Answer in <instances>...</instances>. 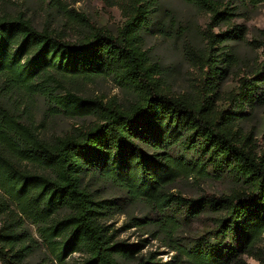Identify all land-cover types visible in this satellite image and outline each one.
Here are the masks:
<instances>
[{
	"label": "trees",
	"instance_id": "16d2710c",
	"mask_svg": "<svg viewBox=\"0 0 264 264\" xmlns=\"http://www.w3.org/2000/svg\"><path fill=\"white\" fill-rule=\"evenodd\" d=\"M115 1L125 16L116 35L91 26L75 40L38 30L21 14H0V264H122L139 251L110 232L106 221L122 205L96 198L83 185L87 175L144 203L167 246L192 264H248L244 254L264 264L256 245L264 232V154L256 156L233 130L244 105L264 99V56L226 94L232 108L218 109V58L224 42L245 39V31L231 22L234 7L192 0L209 13L207 44L186 46L184 55L210 76L198 78L189 95L171 94L160 83L159 64L142 50V28L156 0ZM221 22L230 26L213 33ZM99 75L129 88L136 101L124 108L71 88L78 77ZM14 96L35 98L50 116L94 120L49 141L22 118ZM182 176L229 177L236 187L186 197L172 190ZM202 215L210 216V230L173 237ZM135 264L170 263L145 258Z\"/></svg>",
	"mask_w": 264,
	"mask_h": 264
},
{
	"label": "rangeland",
	"instance_id": "374dc122",
	"mask_svg": "<svg viewBox=\"0 0 264 264\" xmlns=\"http://www.w3.org/2000/svg\"><path fill=\"white\" fill-rule=\"evenodd\" d=\"M220 8L234 7L231 22L242 25L245 39L232 38L224 42L225 47L217 62L214 96L218 109L232 108L226 94L239 84L240 77H250L258 62L264 56V0H212ZM21 14L38 30L44 28L61 32L68 40H75L88 33L91 26L107 30L116 35L125 21V16L115 0H0V14ZM209 22V13L196 7L192 0H156L147 27L142 28V50L150 62L161 68L160 83L174 95H189L193 84L202 76H210L208 69L193 66L184 55V47L203 49L207 42L204 30ZM230 25L221 22L211 28L213 33L225 31ZM70 86V85H68ZM75 93L103 102L115 100L122 107L136 101V94L129 88L118 85L109 75L90 78L78 77L71 86ZM12 105L23 119L35 125L39 136L53 141L70 132L75 126L91 123V116L74 118L62 115L50 116L41 109L36 99L25 102L23 98L12 97ZM245 114L235 116L233 130L247 138L249 147L256 156L264 154V99L255 105H244ZM83 185L96 198H112L122 205L121 212L108 218L110 232L115 239L140 245L139 251L122 264H135L140 259L167 261L170 264H192L183 254L166 244V238L157 233L154 217L140 201H130L117 188L91 175L83 179ZM173 189L182 195L196 196L201 193L228 194L236 187L229 177H179ZM146 221H149L146 223ZM210 216L202 215L193 223L185 224L173 237H196L210 230ZM257 247L264 250V232ZM248 264H258L251 256L243 255Z\"/></svg>",
	"mask_w": 264,
	"mask_h": 264
}]
</instances>
